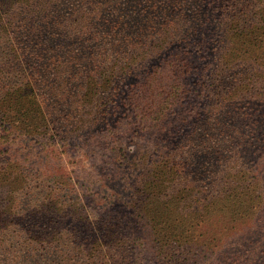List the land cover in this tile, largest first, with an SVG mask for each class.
Listing matches in <instances>:
<instances>
[{
    "label": "trees",
    "instance_id": "16d2710c",
    "mask_svg": "<svg viewBox=\"0 0 264 264\" xmlns=\"http://www.w3.org/2000/svg\"><path fill=\"white\" fill-rule=\"evenodd\" d=\"M0 264H264V0H0Z\"/></svg>",
    "mask_w": 264,
    "mask_h": 264
},
{
    "label": "rangeland",
    "instance_id": "374dc122",
    "mask_svg": "<svg viewBox=\"0 0 264 264\" xmlns=\"http://www.w3.org/2000/svg\"><path fill=\"white\" fill-rule=\"evenodd\" d=\"M214 58L210 59V63H213ZM207 75V74H206ZM194 97L190 98L191 100H195L196 102H199L201 99L199 97V94L192 95ZM190 99L186 100V102H190ZM182 115V111H179V116ZM177 115H171V118L168 119V124L165 126L167 127V130H172L175 126H169L176 123ZM123 138V137H122ZM123 142V143H122ZM128 154V157L131 159H134V157L137 156V153H142L145 151V148L147 147L148 142L147 141H140L135 140L131 138L130 136L126 135L121 140V142ZM64 158V164L65 166L70 170L73 171V175L75 176L76 180L79 182V187L84 188L85 190L90 189L92 193L96 194L97 192H100L99 190V182L98 179L100 177V174L102 173L101 169L103 168L106 159L105 157V150H98L96 153L91 154L89 158H87L85 155H82L81 153H78L76 156H62ZM36 162H39L38 159H35ZM30 171V168H29ZM30 174V173H28ZM25 211L28 210V207L24 208ZM22 212L21 218L28 220L29 226H30V213L28 215V212ZM26 216V217H23ZM21 237H28L29 234L25 233H18Z\"/></svg>",
    "mask_w": 264,
    "mask_h": 264
}]
</instances>
